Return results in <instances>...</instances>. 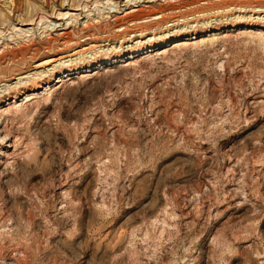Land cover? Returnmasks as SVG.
<instances>
[{
	"label": "rangeland",
	"instance_id": "374dc122",
	"mask_svg": "<svg viewBox=\"0 0 264 264\" xmlns=\"http://www.w3.org/2000/svg\"><path fill=\"white\" fill-rule=\"evenodd\" d=\"M132 1L0 0V60L41 50L0 96L63 33L86 65L190 0ZM175 43L0 106V264H264V30Z\"/></svg>",
	"mask_w": 264,
	"mask_h": 264
},
{
	"label": "bare ground",
	"instance_id": "6f19581e",
	"mask_svg": "<svg viewBox=\"0 0 264 264\" xmlns=\"http://www.w3.org/2000/svg\"><path fill=\"white\" fill-rule=\"evenodd\" d=\"M134 1L136 0H133L132 2ZM138 1L139 0L136 2V4H139V6H137V12L146 13L145 10L140 9L141 2ZM151 3L157 4V1L154 0ZM248 15L249 17H247ZM154 22H156V25H152L153 27L150 29L138 30L142 28H139L137 25ZM190 23H193L194 25L187 27ZM185 25H187L186 30L181 32L182 28H185ZM199 25L205 26L199 27ZM119 29L120 30L117 32L126 31L128 33L127 37L129 40L131 38L140 40L144 39L147 40V42L143 43L137 49L132 47L129 52L115 57L94 60L86 65L76 64L77 60L82 57L86 51H89L91 48L97 47L98 45L91 43V45H87L88 47L80 46V44L73 40L72 35L69 32H65L63 33L64 40L62 42V48H55L52 45L47 48L49 53L54 52L53 57L35 64L34 71L17 74L16 77L12 76L11 79L5 80L8 85H4L5 91H3L0 96V106L12 100L17 101L23 97L26 98L25 101L27 102L35 100L39 96L40 90H44L46 87L48 88L50 79L56 74L59 75L58 77L68 79L75 73L86 72L98 66L103 67V65H113L115 61H122L126 58H130L128 61H131L136 58V55L153 53V51L159 47H166L175 42H185L184 45H188L187 42H190V40L195 41L198 37H215L219 36L222 32H230L235 29H256L258 32L263 33L264 0H190L187 1L183 7L160 10L156 14H148L143 19L139 18V20L134 19L128 21V24H122L119 26ZM87 37V40L89 41L94 38L89 35ZM50 39L53 43H57L58 41L53 37H50ZM126 39V37H123L120 40L125 41ZM87 40H85V42ZM204 41L205 40L202 42ZM68 46L72 49H66ZM40 53L41 50L38 48L11 52L10 54L4 52V58L0 60L2 62H0V67L5 63L4 60L6 59V56H8L6 60L9 61L7 62L9 66L10 64H14L15 61L25 65L28 56H38ZM61 67L66 69L64 73H59ZM61 78L57 80L58 83L63 81ZM254 123L253 126H250V129L256 127L261 122L258 121L257 123Z\"/></svg>",
	"mask_w": 264,
	"mask_h": 264
}]
</instances>
